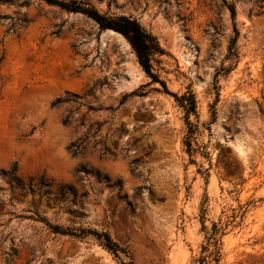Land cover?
Instances as JSON below:
<instances>
[{
  "label": "rangeland",
  "instance_id": "obj_1",
  "mask_svg": "<svg viewBox=\"0 0 264 264\" xmlns=\"http://www.w3.org/2000/svg\"><path fill=\"white\" fill-rule=\"evenodd\" d=\"M77 1L155 35L166 90L87 15L0 3V264H120L92 235L55 234L35 212L107 232L128 264H194L202 220L219 222L220 264H264V0ZM188 89L191 154L171 94Z\"/></svg>",
  "mask_w": 264,
  "mask_h": 264
},
{
  "label": "trees",
  "instance_id": "obj_2",
  "mask_svg": "<svg viewBox=\"0 0 264 264\" xmlns=\"http://www.w3.org/2000/svg\"><path fill=\"white\" fill-rule=\"evenodd\" d=\"M50 5L61 7L64 10L72 12H80L96 21L101 29H110L121 34L130 44L138 64L144 71V73L154 82H159L165 89V83L159 78L158 73L154 68V62L160 61V57L166 53L165 49L161 46L158 38L152 34L149 30L144 28L137 18L130 15L116 14L108 15L101 13L94 6L77 1V0H43ZM0 3H18L21 5L28 4V0H0ZM229 10L232 19H235L236 11L235 6L229 4ZM7 17L6 15H0L1 18ZM24 23H28L27 17L22 19ZM239 32L234 27V35L231 38L228 46V53L226 58L237 59V40ZM230 68L223 66L218 73L228 72ZM166 90V89H165ZM131 94H134L132 92ZM175 102L182 109L184 114V121L187 126V133L184 140L187 152L191 154L194 150L192 144L195 142L197 126H198V112L196 105V97L191 89L178 95L177 93H171ZM130 94L124 95L128 96ZM194 116L195 122L191 120V116ZM15 170V166L12 167L11 173ZM42 183V182H41ZM118 186L122 185L121 181H117ZM28 218L38 220L46 225V227L55 234L69 235L73 237H86L92 235L100 245L107 249L113 256L119 260L120 264H128L122 258V254L126 253L124 247L116 243L110 235L105 231H97L88 227H68L63 228L57 224H52L45 216L36 213L29 215ZM202 229L205 233V243L201 246V253L195 260L194 264H220L221 261V237L224 234V225L219 222H212L210 229L204 225L202 220Z\"/></svg>",
  "mask_w": 264,
  "mask_h": 264
},
{
  "label": "bare ground",
  "instance_id": "obj_3",
  "mask_svg": "<svg viewBox=\"0 0 264 264\" xmlns=\"http://www.w3.org/2000/svg\"><path fill=\"white\" fill-rule=\"evenodd\" d=\"M112 31V30H111ZM118 35H121V34H119V33H117ZM122 36V35H121Z\"/></svg>",
  "mask_w": 264,
  "mask_h": 264
}]
</instances>
